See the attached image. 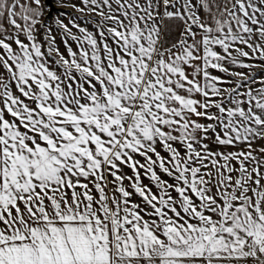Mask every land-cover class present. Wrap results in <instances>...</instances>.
<instances>
[{"label": "snow or ice", "instance_id": "obj_1", "mask_svg": "<svg viewBox=\"0 0 264 264\" xmlns=\"http://www.w3.org/2000/svg\"><path fill=\"white\" fill-rule=\"evenodd\" d=\"M0 264H264V0H0Z\"/></svg>", "mask_w": 264, "mask_h": 264}]
</instances>
